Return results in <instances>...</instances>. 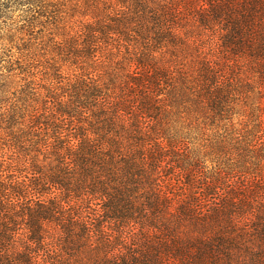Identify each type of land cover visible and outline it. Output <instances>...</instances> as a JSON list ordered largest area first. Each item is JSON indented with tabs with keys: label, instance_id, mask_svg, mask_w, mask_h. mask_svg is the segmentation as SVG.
Listing matches in <instances>:
<instances>
[{
	"label": "trees",
	"instance_id": "16d2710c",
	"mask_svg": "<svg viewBox=\"0 0 264 264\" xmlns=\"http://www.w3.org/2000/svg\"><path fill=\"white\" fill-rule=\"evenodd\" d=\"M0 264H264V0H0Z\"/></svg>",
	"mask_w": 264,
	"mask_h": 264
}]
</instances>
